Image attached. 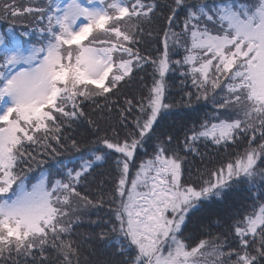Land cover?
<instances>
[{
	"label": "snow or ice",
	"instance_id": "1",
	"mask_svg": "<svg viewBox=\"0 0 264 264\" xmlns=\"http://www.w3.org/2000/svg\"><path fill=\"white\" fill-rule=\"evenodd\" d=\"M0 18L22 26L0 32V264H264V0H0ZM146 64L151 86L126 99L122 127L92 120L86 102L100 107ZM173 64L212 108L182 140L167 122L193 93L169 99ZM83 123L89 135L68 134ZM147 141L154 155L130 176ZM200 143L232 151L185 178ZM110 162L111 187L81 191ZM238 191L249 208L186 233L208 202ZM86 217L100 231L80 233Z\"/></svg>",
	"mask_w": 264,
	"mask_h": 264
},
{
	"label": "trees",
	"instance_id": "2",
	"mask_svg": "<svg viewBox=\"0 0 264 264\" xmlns=\"http://www.w3.org/2000/svg\"><path fill=\"white\" fill-rule=\"evenodd\" d=\"M16 2L24 3L26 2V0H16ZM28 23L29 25H31L33 22L29 21ZM179 23L182 25V18ZM13 26L15 27L17 32H19L22 27L19 23L13 25V22L11 20L0 18V29L2 32H6L8 28ZM140 51L141 54H144L146 51H152L153 54H155L154 49H146L143 45L140 46ZM184 55V49L179 48L172 54V59L182 60ZM144 68L146 69V71L134 69L131 77V82L127 84H124V82H122L124 86L118 92L114 90L115 95L109 93L108 95L112 96L111 100L106 101L103 97H97L96 99L99 101L100 107H97L91 102H86V111L88 112L91 119L97 121L101 125V127H106L109 123L117 124L118 128L122 127L118 124V117L120 115V109L127 108V105L125 103L126 99H133L134 102L136 100H139L142 94H146L145 85H147L148 87L151 86L152 70L147 64L144 65ZM172 68L175 69V71L169 73L166 78L168 83L169 99L172 101H179L181 97H184V99L186 100L187 97L185 96V92L190 91L193 93L192 107L180 108L179 111L182 115L167 122L174 135L180 137V139L182 140L184 132L187 129L191 128L193 124H195L196 127H199V121L203 118L205 112H211L212 108L210 106V103L206 104L203 100H195L194 96L196 89L191 83V77L189 76L186 79L181 75V72L184 71V68H178L175 64L172 65ZM141 78H143V80ZM105 105L111 108L110 112L108 110V107H105ZM125 115L128 116L127 123L132 126V115L128 113H125ZM109 117H111V120H109ZM90 131L91 129L87 123L80 124L74 129L67 130L69 135H73L77 139H81L83 136L89 135ZM120 134L123 137L125 135V131H121ZM154 145L155 141H147L142 148H137L133 157V161L131 162V165H134V167L130 166V176H133L142 161H146L147 159L153 157ZM198 147L201 155H190L188 157V160L185 164V178H187L189 171L191 172L193 178H196L199 174V170H202L205 166L211 168L214 165H218L222 161H226L229 158V153L232 151L231 149H229V153H225L223 151L218 153L215 150V146L208 145L206 147L203 143H200ZM66 157L69 159L71 158L70 154H66ZM61 158L63 159L65 157ZM114 167V164L110 162L106 164L104 168L97 169L94 175L92 177H89V184L87 188L81 186V191H87L89 196L95 198L96 192L102 180L106 182L105 188H110L113 177L108 176L107 173ZM37 172L38 169L34 170L29 175L34 176L37 174ZM252 203L253 200L249 199L248 193L244 191L229 193L224 201L213 199L211 202H208L206 204L204 209H202L196 214L195 217H193L192 222L188 224L186 233H193L198 235V223L200 221L209 223L211 221L213 213L215 212L224 214L226 212H229L230 207L232 211H243L244 209L249 208ZM107 212V204H105V207L103 208L92 209L90 212L91 219L95 221L97 220V217L104 218L106 217ZM93 229H95V231L97 232L100 231V229L97 228L96 225H90L87 222L86 217L85 222L78 231L80 233H88ZM214 231H218V229H214Z\"/></svg>",
	"mask_w": 264,
	"mask_h": 264
},
{
	"label": "rangeland",
	"instance_id": "3",
	"mask_svg": "<svg viewBox=\"0 0 264 264\" xmlns=\"http://www.w3.org/2000/svg\"><path fill=\"white\" fill-rule=\"evenodd\" d=\"M0 32H2L1 29H0ZM134 174H135V173H134ZM134 174H133V175H134Z\"/></svg>",
	"mask_w": 264,
	"mask_h": 264
}]
</instances>
